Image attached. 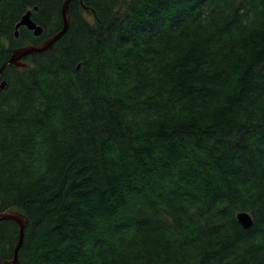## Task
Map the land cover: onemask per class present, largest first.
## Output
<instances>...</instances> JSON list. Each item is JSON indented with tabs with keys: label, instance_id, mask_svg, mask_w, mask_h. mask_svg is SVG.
Listing matches in <instances>:
<instances>
[{
	"label": "trees",
	"instance_id": "1",
	"mask_svg": "<svg viewBox=\"0 0 264 264\" xmlns=\"http://www.w3.org/2000/svg\"><path fill=\"white\" fill-rule=\"evenodd\" d=\"M62 2L0 0V68L61 29ZM28 11L42 34L15 37ZM68 14L2 72L0 212L26 220L20 264H264V0ZM17 235L0 222V260Z\"/></svg>",
	"mask_w": 264,
	"mask_h": 264
},
{
	"label": "water",
	"instance_id": "2",
	"mask_svg": "<svg viewBox=\"0 0 264 264\" xmlns=\"http://www.w3.org/2000/svg\"><path fill=\"white\" fill-rule=\"evenodd\" d=\"M73 0H63L60 8V15H61V29L55 33L54 35L48 37L41 43L37 45H27L22 47H17L12 50L11 56L9 60L2 65L0 68V92L4 91L7 88L6 82L2 78V72L6 66H12L15 69H25L28 67V63L25 62L23 59L30 55L34 54H41L48 51L56 42H58L67 32L70 21H69V14L68 9L69 5ZM81 2V0H79ZM36 11V8H34ZM20 27H25L29 31H32L35 37H39L42 34V28L33 22L31 19V12H26L23 17L21 18L20 22L15 27V37L18 36V29ZM236 220L238 224L244 230H248L252 226V218L248 213L240 212L236 215ZM1 221H12L16 223L18 227V235L17 241L13 246V255L12 258L9 260H5L2 264H20L18 253L19 249L23 242L24 237V229L26 227V220L21 213L18 211H4L0 212V222Z\"/></svg>",
	"mask_w": 264,
	"mask_h": 264
},
{
	"label": "flooded vegetation",
	"instance_id": "3",
	"mask_svg": "<svg viewBox=\"0 0 264 264\" xmlns=\"http://www.w3.org/2000/svg\"><path fill=\"white\" fill-rule=\"evenodd\" d=\"M12 255H13V247H12V251H11V253H10V257L9 258H2L1 260H0V264H2V262H4L5 260H9V259H11L12 258Z\"/></svg>",
	"mask_w": 264,
	"mask_h": 264
}]
</instances>
